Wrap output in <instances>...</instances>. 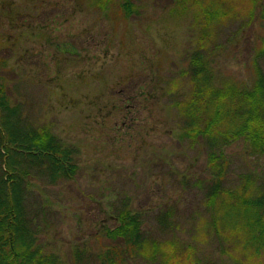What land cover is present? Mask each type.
Here are the masks:
<instances>
[{"label": "rangeland", "instance_id": "374dc122", "mask_svg": "<svg viewBox=\"0 0 264 264\" xmlns=\"http://www.w3.org/2000/svg\"><path fill=\"white\" fill-rule=\"evenodd\" d=\"M96 1L0 0V128L50 133L76 167L57 176L50 161L26 160L37 243L59 264H104L110 247L123 264H153L106 236L131 209L172 264H264L242 234L216 228L207 203L219 165L223 187L262 189L264 154L244 135L182 138L181 109L201 89L200 69L203 94L264 79V0H131L130 16L124 1ZM3 143L0 131V177L11 156Z\"/></svg>", "mask_w": 264, "mask_h": 264}, {"label": "trees", "instance_id": "16d2710c", "mask_svg": "<svg viewBox=\"0 0 264 264\" xmlns=\"http://www.w3.org/2000/svg\"><path fill=\"white\" fill-rule=\"evenodd\" d=\"M102 1L97 0L95 4L101 7ZM118 1H124L121 7L125 10V16L134 13L131 0ZM214 19L213 14H209L208 21L212 22ZM196 60H194L195 66H197ZM203 73L205 70L200 69L196 76L202 77V82H207ZM201 83L197 86H201V89L187 102L182 103L181 109L187 122L182 138L198 139L199 136L205 138L207 136L212 140L225 135L222 136V142L225 140L230 142L242 139L243 137L240 136L244 135L250 150L264 154V79L259 77L247 90L241 91V88L237 87L239 84H233L204 94ZM2 92L1 87L0 93ZM4 99V96L0 97V111L1 108L5 110L7 107ZM202 110L209 115L202 116L204 113ZM226 114H233L234 117L227 122L232 127L231 131L226 123H221ZM0 117L3 121L2 113ZM4 119L9 121L8 117ZM199 121L201 126L197 125ZM225 125L226 133H224ZM0 131L4 135V143L1 145L2 155L6 152L11 154L9 163L4 165L6 176L0 177V264H59L57 258L45 254L41 245L37 243L34 220L25 204V186L20 177L28 182L32 174L30 169L33 166L27 169L26 160L31 158L50 161L53 175L59 176V171H63L65 175L70 176L76 170L71 163V152L55 146V138L48 132L33 131L22 136V132L17 129L9 134L7 132L4 134L1 128ZM209 150L212 162L216 160L217 153L213 146ZM22 166L24 168H21ZM218 170L207 195V203L209 202L208 205L212 207V218L214 216L213 220L217 222L216 228L218 229L220 223L221 226L227 227L231 236L242 234L245 239V249L252 250L258 255L263 252L264 256V186L259 189L246 183L252 178L249 176L245 180L246 186L223 187L224 171L220 170V165ZM119 218V225L107 229L105 233L107 238L112 240H123L130 251L127 254L136 253L143 258L148 256L150 263L153 264H157L159 258L161 264H172L171 262L177 258V256L169 258L168 253H172V249L167 251L166 245L144 235L136 212L131 209L123 211ZM100 257L101 263L104 264H123L128 261L126 254L120 248L110 247L105 252L103 260L102 255Z\"/></svg>", "mask_w": 264, "mask_h": 264}]
</instances>
